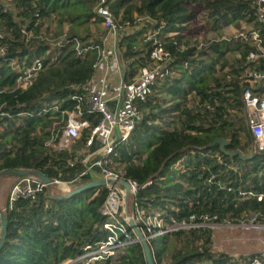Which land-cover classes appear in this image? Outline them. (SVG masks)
<instances>
[{"label":"trees","instance_id":"1","mask_svg":"<svg viewBox=\"0 0 264 264\" xmlns=\"http://www.w3.org/2000/svg\"><path fill=\"white\" fill-rule=\"evenodd\" d=\"M10 1L19 20L14 21L0 6V24L5 28L0 35V48H4L0 85L7 88L0 95V105L10 116L0 118V176L23 171L52 180L61 171L67 179L81 169L79 163L69 169L67 162L82 148L89 130L81 133L70 150L51 148L45 144L55 122L53 114L39 113L49 102L83 93L82 86L95 75L106 35L99 29L102 18L94 13L95 8H106L119 30L136 16L146 15L151 21L141 30L121 35L117 44L124 83L132 82L141 68L149 69L151 77L144 95L130 102L140 112V119L134 121L128 139L116 145L111 158L124 178L139 186L132 203L145 214L158 213L165 226L179 227L147 241L155 264H230L229 256L212 251L211 229L200 217H209L210 223L225 220L236 224L250 212L264 213V203L240 194L249 188L264 194V153L250 152L242 87L230 75L241 71L238 66L253 47L221 36L223 25L240 29V21L264 36L263 27L252 15V0ZM45 17L54 24L53 45L42 35ZM204 29L216 38L201 45L195 38ZM149 31L154 38L142 36L138 42L137 35ZM153 40L170 54L163 65L162 82L152 71L149 58ZM35 59L41 61V69L31 86L14 89L17 74L13 65L29 66ZM258 68L264 69V62ZM71 107L70 102L64 105ZM97 121L96 115L91 116L90 127ZM53 128L59 138L60 126ZM216 137L227 140L229 152L239 150L246 157L247 150V158L227 157L218 146L209 148ZM98 147L95 143L90 150ZM209 178L211 184H207ZM149 179L152 184L143 187ZM89 181L87 177L81 185ZM104 196V188L98 187L68 199L51 193L45 198L40 193L34 200H15L11 210L4 212L7 232L0 264L72 262L87 244L105 236L101 230L105 216L100 212ZM8 205L9 199L5 201L6 208ZM137 227L146 231L142 223ZM114 264H146L141 245H129Z\"/></svg>","mask_w":264,"mask_h":264},{"label":"built area","instance_id":"2","mask_svg":"<svg viewBox=\"0 0 264 264\" xmlns=\"http://www.w3.org/2000/svg\"><path fill=\"white\" fill-rule=\"evenodd\" d=\"M251 9L254 20L264 30V0H252ZM94 13L102 18L101 25L106 31V35L102 38L101 62L96 69V72L101 70L100 76L94 75L82 86L83 93L72 94L65 99L49 102L43 106L39 113L40 115L53 114L55 120L53 127L60 126L61 136L59 138L54 134V128L51 129V136L45 144L51 148L70 150L81 133L84 130H89L82 148L75 152L73 160L67 162V168L72 169L76 163H79L81 169L74 172L67 179L60 171L57 178L50 180L48 184L33 176L17 178L18 180L9 194V205L7 208L0 206V213H4L5 210L10 211L13 202L19 198L34 200L40 193L47 198L52 188H60L63 192L61 196H64V193H69L82 186L83 180L87 177L90 180L89 182L112 180L113 182H109L103 187L105 196L100 207L101 214L105 216V221L101 226L105 236L94 242V244H87L83 252L72 262L79 264H102L105 262L114 264L117 257L129 245L138 243L129 226V220L126 218L128 214L136 225L142 223L145 226L146 231L140 230L146 241L172 232L179 227L165 226L158 213L154 215L145 214L144 210L136 203H132L139 186L136 181L125 179L124 173L115 168L111 158L116 145L128 139L134 121L140 119V112L130 102L133 98L144 95L151 77L149 69L141 68L132 82L124 83L117 44L121 35H128L136 31H128L129 29L142 28L144 24L149 23L151 20L146 15L136 16L133 21L126 22L124 28L119 30L111 13L106 8L98 6L95 8ZM240 24V29H234L232 38L249 43L253 50L248 52L245 59L240 62L238 67L241 71L230 75L235 77L242 87L241 101L244 111L245 133L250 140V152L251 154L255 152L264 153V69L258 68L264 62V36L259 29L253 28L243 21H240ZM21 33L26 34L24 30ZM147 33L146 40L154 38L155 34L153 32L149 31ZM108 39L113 44V51L110 56L106 54L107 49L104 47ZM222 39L228 40L229 38L223 36ZM3 52L4 48L1 47L0 54L2 55ZM149 58L153 63L152 71L157 80L162 82L164 80L163 65L170 59L169 52L154 41ZM13 69L17 74L14 89L25 90L31 86L40 71L41 61L39 59L32 60L29 66L13 65ZM109 75H112V78L121 77L117 91H113V107L108 105L109 99L106 97V92L108 88L113 89L111 87L116 86V83L114 82L109 86ZM230 75L227 77L229 78ZM5 91H7V88L0 85V95ZM68 102L72 103V107L64 108V105ZM94 115L97 116L98 121L91 128L89 118ZM19 116L22 117L23 115ZM58 116L60 119L56 121ZM4 117L10 118L3 110V105H0V118ZM0 131H2L1 128ZM95 143H98L99 147L91 151L90 149ZM121 180L126 181L130 187L128 197L119 183ZM211 180L212 178L207 179V184H211ZM151 184V179H149L143 187ZM240 194L244 199L264 203V194L251 188L241 190ZM200 219L205 222L204 225L210 223V218L207 216H201ZM190 220H194V217L191 216ZM222 223L228 222L224 220ZM237 224H243L247 229L261 234V249L258 254L252 257L241 258L240 260L230 258V264H264V213L250 212ZM191 226L200 227L201 225L192 224ZM188 227L182 226V228ZM154 228H157L156 232H152ZM234 261L237 263H234Z\"/></svg>","mask_w":264,"mask_h":264},{"label":"rangeland","instance_id":"3","mask_svg":"<svg viewBox=\"0 0 264 264\" xmlns=\"http://www.w3.org/2000/svg\"><path fill=\"white\" fill-rule=\"evenodd\" d=\"M0 6L4 8L6 11H8L11 15L14 21H18L19 18L17 16V9L15 8L14 4L10 0H0ZM42 35L45 36V40L47 43L52 44L55 43V41L51 40V34L54 28L53 22H50L48 18H42ZM198 24H203L204 28L205 25L202 21H198ZM208 26H206L207 28ZM100 31L103 30L102 25L99 26ZM141 30L140 27L129 29L128 31L132 30ZM235 27L231 25H223L221 36H225L227 38L232 37V34L234 33ZM198 35L196 36V40L201 43V45L206 44L208 40L216 38L212 32H207L199 30L197 31ZM5 34V28L2 24H0V35L2 36ZM112 35V34H111ZM147 34H141L138 36V42L142 38V36H147ZM30 36V34H28ZM112 39V38H111ZM107 49V55H111L113 51V44L112 41L110 43L109 47H106ZM118 50V49H117ZM116 50V52H117ZM227 59L232 63V56H228ZM101 70L97 73V77L100 76ZM121 77H117L114 79L112 78V75H109L108 81L109 86L116 83V86L111 87L114 90V92L118 89V82ZM189 106L190 103H189ZM19 124V122H16ZM244 154L247 158V155L249 152L247 150H244ZM17 178L11 175L3 174L0 176V206H5V201L9 199V194L11 192L12 187L17 182ZM51 194H63L62 190L59 188H52ZM61 193H60V192ZM68 195V193H64ZM206 225L211 229V241H212V251L215 253H221L226 256H229L231 259L234 260H240L241 258H248L252 255H256L260 252L261 246H260V240H261V234L258 232H255L253 230L247 229L243 224H230V223H206ZM69 262H65L63 264H67Z\"/></svg>","mask_w":264,"mask_h":264},{"label":"water","instance_id":"4","mask_svg":"<svg viewBox=\"0 0 264 264\" xmlns=\"http://www.w3.org/2000/svg\"><path fill=\"white\" fill-rule=\"evenodd\" d=\"M226 145H227V140L225 138L216 137L212 140V142L209 144L208 147L212 148V147L218 146L219 151L227 157H239L240 159H243V160L246 159V157H243L241 155V152L239 150H236L233 152L227 151L225 149ZM3 174L18 176V177L33 176V177L38 178L43 183L48 184L50 182V180L47 177L42 176L39 173H34V172L14 171V172H6ZM109 182H113V181L112 180L91 181L87 184H84V185L72 190L71 192L68 193V195L64 196V198L65 199L71 198L74 195L83 193L87 189L104 187V185L109 183ZM119 183L123 187V189L125 190L126 196L128 197L129 190H130L128 183L126 181H123V180H121ZM126 218L129 220V226H130L131 230L133 231V233L137 239V242L142 247L145 263L146 264H155L153 261L148 243H147L144 235L142 234L141 230L137 227V225L134 223L133 219L131 218V216L129 214L127 215ZM0 224H1V230H0V249H1V247L4 243V240H5V237H6V232H7V218H6L4 213H0ZM71 263H73V262H69L67 264H71Z\"/></svg>","mask_w":264,"mask_h":264},{"label":"crops","instance_id":"5","mask_svg":"<svg viewBox=\"0 0 264 264\" xmlns=\"http://www.w3.org/2000/svg\"><path fill=\"white\" fill-rule=\"evenodd\" d=\"M110 43H111L110 39H108V41L105 42V44H104L105 49H106V47L110 46ZM97 73L98 72H95V76L97 75ZM114 79H115V77L113 78V81H114ZM113 91L114 90H111L110 88H108V90L106 92V97L109 99V103L108 104H112L111 107H113V104H114V102H113L114 100H112V95L114 93Z\"/></svg>","mask_w":264,"mask_h":264}]
</instances>
